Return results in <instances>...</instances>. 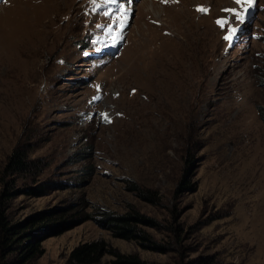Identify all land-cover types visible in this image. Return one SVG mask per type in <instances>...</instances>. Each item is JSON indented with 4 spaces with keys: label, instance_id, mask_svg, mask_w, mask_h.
<instances>
[{
    "label": "rangeland",
    "instance_id": "rangeland-1",
    "mask_svg": "<svg viewBox=\"0 0 264 264\" xmlns=\"http://www.w3.org/2000/svg\"><path fill=\"white\" fill-rule=\"evenodd\" d=\"M253 1L230 45L228 10L245 3L138 0L122 51L99 64L93 48L117 41L93 11L102 0H0V176L24 148L38 173L16 187L44 190L14 197L9 214L91 217L46 238L33 264H68L93 241L150 264H264V0ZM126 212L156 223L140 227L159 251L92 220Z\"/></svg>",
    "mask_w": 264,
    "mask_h": 264
},
{
    "label": "trees",
    "instance_id": "trees-1",
    "mask_svg": "<svg viewBox=\"0 0 264 264\" xmlns=\"http://www.w3.org/2000/svg\"><path fill=\"white\" fill-rule=\"evenodd\" d=\"M26 149H17L7 159L0 176V264H33L43 253L42 242L62 234L76 225L91 219L90 215H80L75 206L53 207L29 214L21 220L10 216V201L17 195L39 197L44 193L41 186L16 187L14 176H36L35 162H30ZM11 175V176H8ZM13 175V177H12ZM9 178L6 180V178ZM33 181L30 180L31 183ZM187 182L181 181L184 188ZM25 185V184H23ZM22 185V186H23ZM131 190H135L131 188ZM98 225L109 230L113 237L123 240H137L144 249L159 251L162 247L152 243L140 225L155 227L156 223L137 212L122 215L102 214L92 218ZM104 257H110L102 262ZM68 264H150L136 254H122L104 241L81 243L74 247L67 258ZM195 264H211L198 257Z\"/></svg>",
    "mask_w": 264,
    "mask_h": 264
},
{
    "label": "bare ground",
    "instance_id": "bare-ground-1",
    "mask_svg": "<svg viewBox=\"0 0 264 264\" xmlns=\"http://www.w3.org/2000/svg\"><path fill=\"white\" fill-rule=\"evenodd\" d=\"M132 9H133V8H132L129 4H127V5L124 7V11L127 12V13H128L130 10H132ZM254 12H255V11H254ZM249 21H250V20H249ZM249 21H248V22H249ZM248 22H246V24H247ZM243 26H244V24H243ZM16 44H17V43H16ZM14 45H15V44H14ZM9 52H10V51H9ZM11 52H12V51H11ZM16 53H17V52H16ZM12 54H13V53H12ZM15 57L17 58V56H15ZM9 58H10V57H9ZM10 59H12V56H11ZM10 59H9V61H10ZM7 60H8V59H7ZM3 61H4V60H3ZM3 61H2V62H3ZM15 61H16V60H15ZM15 61L13 60L14 63H15ZM5 64H6V63H5ZM7 64H8V62H7ZM7 64H6V66H8L10 63H9L8 65H7ZM11 64H12V63H11ZM10 66H11V65H10ZM12 66H13V65H12ZM4 67H5V66H4ZM8 68H10V67H8ZM12 68H13V67H11V69H12ZM4 71H5V70H4ZM5 72H6V71H5ZM11 72H12V70H11ZM13 73H14V72H13ZM11 76H12V75H11ZM159 98H160V97H159ZM160 99H161V98H160ZM161 102H162V101H161ZM146 104H147V103H146ZM158 104H159V103H158ZM158 104H157V106L159 107ZM141 105H145V103H144V104L141 103ZM147 105H148V104H147ZM160 105H161V104H160ZM163 105H164V104H163ZM148 106H149V105H148ZM155 106H156V105H155ZM130 107H132V105H130ZM130 107H129V108H130ZM137 107H138V106H137ZM139 107H141V106H139ZM141 108H142V107H141ZM152 108H153V107H152ZM159 108H160V107H159ZM163 108H164V107H163ZM163 108H162V109H163ZM142 109H143V108H142ZM157 110H158V109H157ZM160 110H161V108H160ZM163 110H164V109H163ZM8 111H9V110H8ZM142 111H143V110H142ZM131 112H132V110H131ZM133 112H134V111H133ZM163 112H164V111H163ZM163 112H162V113H163ZM167 112H168V111H165V114H166ZM147 113H148V112H147ZM153 113H154V112H153ZM9 114H10V113H9ZM163 114H164V113H163ZM163 114H162V116L159 117V118L162 119V118H164V117L166 116V115H163ZM167 114H168V113H167ZM10 115H11V114H10ZM138 115H139V114H138ZM130 116H131V115H130ZM157 118H158V117H157ZM130 119H131V118H130ZM130 119H128V120H130ZM133 119H134V118H133ZM144 119H145V118H144ZM161 119H159L158 121L161 122ZM133 121H134V120H133ZM138 122H139V121H138ZM152 122H153V121H152ZM134 123H135V122H134ZM175 123H176V121H175ZM177 123H178V122H177ZM176 125H177V124H176ZM134 126H135V125H134ZM144 128H145V127H144ZM143 132H144V131H143ZM141 134H142V133H141ZM144 134H146V133H144ZM144 134H143V135H144ZM149 134H151V131H150ZM146 136H147V135H146ZM148 136H149V135H148ZM150 136H152L151 138H153V135H152V134H151ZM128 137H129V136H128ZM128 137L125 136L123 141H125V138H128ZM144 137H145V135H144ZM146 138H147V137H146ZM147 139H150V138L148 137ZM129 140H130V139H129ZM145 140H146V139H145ZM150 140H151V139H150ZM127 141H128V140H127ZM151 141H153V139H152ZM128 142H129V141H128ZM149 142H150V141H149ZM149 142H148V143H149ZM146 143H147V142H146Z\"/></svg>",
    "mask_w": 264,
    "mask_h": 264
},
{
    "label": "snow or ice",
    "instance_id": "snow-or-ice-1",
    "mask_svg": "<svg viewBox=\"0 0 264 264\" xmlns=\"http://www.w3.org/2000/svg\"><path fill=\"white\" fill-rule=\"evenodd\" d=\"M6 2V0H5ZM165 2H167V0H165ZM236 3L237 4H240V3H245L247 5V7L245 8V12L248 11L249 8L252 7V3H253V0H236ZM205 9L201 6V7H197V11H201L203 12ZM228 11H232L235 13V16L238 20H242L243 17L240 15V13H237L235 12L234 9H229ZM218 24H221V26H223V24L221 23V21H217ZM229 37H225V39H228ZM105 120H107V114L106 113H101L100 114Z\"/></svg>",
    "mask_w": 264,
    "mask_h": 264
}]
</instances>
